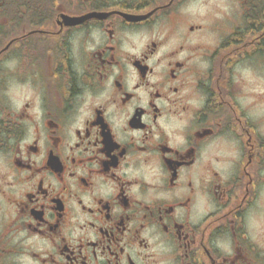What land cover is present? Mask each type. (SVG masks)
<instances>
[{
  "label": "flooded vegetation",
  "instance_id": "flooded-vegetation-1",
  "mask_svg": "<svg viewBox=\"0 0 264 264\" xmlns=\"http://www.w3.org/2000/svg\"><path fill=\"white\" fill-rule=\"evenodd\" d=\"M0 264H264V0H0Z\"/></svg>",
  "mask_w": 264,
  "mask_h": 264
},
{
  "label": "rangeland",
  "instance_id": "rangeland-1",
  "mask_svg": "<svg viewBox=\"0 0 264 264\" xmlns=\"http://www.w3.org/2000/svg\"><path fill=\"white\" fill-rule=\"evenodd\" d=\"M9 100H14V94L12 93V89H9V94H8Z\"/></svg>",
  "mask_w": 264,
  "mask_h": 264
}]
</instances>
